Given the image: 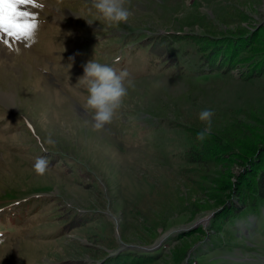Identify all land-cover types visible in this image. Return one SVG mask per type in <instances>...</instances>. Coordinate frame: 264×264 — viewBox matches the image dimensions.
<instances>
[{
    "label": "rangeland",
    "instance_id": "rangeland-1",
    "mask_svg": "<svg viewBox=\"0 0 264 264\" xmlns=\"http://www.w3.org/2000/svg\"><path fill=\"white\" fill-rule=\"evenodd\" d=\"M36 4L32 38L0 43V264H105L120 251L161 254L141 264H264V204L209 226L228 147L264 141V70L241 75L264 50V0H126L118 27L89 25L88 0ZM186 34L226 38L229 68L211 72ZM91 59L134 82L99 131L77 84ZM204 109L226 146L187 163L209 141L197 140Z\"/></svg>",
    "mask_w": 264,
    "mask_h": 264
},
{
    "label": "trees",
    "instance_id": "trees-1",
    "mask_svg": "<svg viewBox=\"0 0 264 264\" xmlns=\"http://www.w3.org/2000/svg\"><path fill=\"white\" fill-rule=\"evenodd\" d=\"M170 34V33H169ZM184 36H187L184 35ZM242 36L248 38V33ZM192 41L196 44L199 54L203 55L202 64L204 62L210 66L211 72L227 70L228 64L232 63L230 60L231 50L227 51L226 47L221 48L226 41L224 38L211 39L212 37H205V40L197 39L192 36ZM238 37V36H237ZM237 37H231L227 40H236ZM225 42H223V40ZM226 45V43H225ZM228 47V46H227ZM247 55V54H246ZM241 61V56L236 58ZM244 67L241 75L244 77L254 76L264 70V50L253 54L248 58V62L244 61ZM256 72V73H255ZM208 142L204 144L193 143L185 152L182 153V158L185 162L199 163L202 157L208 153V147L211 144L218 146L216 149L224 150L222 146H226V141L223 136L217 133H211L208 136ZM245 143L239 148L237 146H229L228 153L223 157L227 158V162L221 163L223 165L220 179H218L217 186L213 192L217 198L218 206H221L217 211L215 210L210 219L209 226L214 232H220L226 222L230 219L238 217L242 209L249 206L253 212H256L260 205L264 204V141H260L259 137L253 135L245 139ZM228 146V143H227ZM242 169L235 174L234 180L230 179L229 168L232 162L239 160ZM216 161V160H215ZM228 173V175H227ZM228 189L229 195L226 191ZM225 190V191H224ZM186 251V249H185ZM185 251L183 253H185ZM160 253H135L129 251H120L113 256L107 257L103 260L105 264H141L152 262L160 257Z\"/></svg>",
    "mask_w": 264,
    "mask_h": 264
},
{
    "label": "clouds",
    "instance_id": "clouds-1",
    "mask_svg": "<svg viewBox=\"0 0 264 264\" xmlns=\"http://www.w3.org/2000/svg\"><path fill=\"white\" fill-rule=\"evenodd\" d=\"M89 10L95 19L84 18L89 25L98 19L105 21L109 27L127 23L132 12L125 6L126 0H88ZM75 14V13H74ZM78 17H81L75 14ZM83 18V17H81ZM74 57H69L73 61ZM71 67V64H69ZM77 84L86 92L84 108L89 111L94 130H103L113 121L117 110L122 106L128 90L134 87L127 71L117 72L111 65L100 63L94 59L83 66V75L78 77ZM211 109H204L199 113V120L205 127L197 133V140L203 142L211 135ZM47 168V161L39 159L34 165L35 171L43 175Z\"/></svg>",
    "mask_w": 264,
    "mask_h": 264
},
{
    "label": "snow or ice",
    "instance_id": "snow-or-ice-1",
    "mask_svg": "<svg viewBox=\"0 0 264 264\" xmlns=\"http://www.w3.org/2000/svg\"><path fill=\"white\" fill-rule=\"evenodd\" d=\"M31 7H39L36 0H0V43L32 38L38 25Z\"/></svg>",
    "mask_w": 264,
    "mask_h": 264
},
{
    "label": "bare ground",
    "instance_id": "bare-ground-1",
    "mask_svg": "<svg viewBox=\"0 0 264 264\" xmlns=\"http://www.w3.org/2000/svg\"><path fill=\"white\" fill-rule=\"evenodd\" d=\"M3 94L0 93V96H2ZM7 99L8 102H10V100L8 99V97H5Z\"/></svg>",
    "mask_w": 264,
    "mask_h": 264
}]
</instances>
